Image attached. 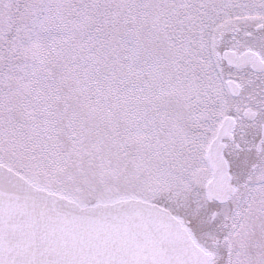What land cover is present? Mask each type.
<instances>
[{"label":"snow or ice","instance_id":"1","mask_svg":"<svg viewBox=\"0 0 264 264\" xmlns=\"http://www.w3.org/2000/svg\"><path fill=\"white\" fill-rule=\"evenodd\" d=\"M0 264H264V0H0Z\"/></svg>","mask_w":264,"mask_h":264}]
</instances>
